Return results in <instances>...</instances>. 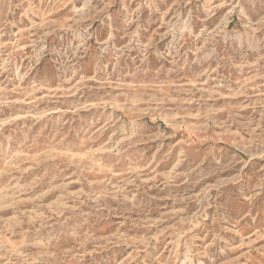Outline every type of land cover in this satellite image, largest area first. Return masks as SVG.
<instances>
[{
    "label": "rangeland",
    "instance_id": "374dc122",
    "mask_svg": "<svg viewBox=\"0 0 264 264\" xmlns=\"http://www.w3.org/2000/svg\"><path fill=\"white\" fill-rule=\"evenodd\" d=\"M0 264H264V0H0Z\"/></svg>",
    "mask_w": 264,
    "mask_h": 264
}]
</instances>
